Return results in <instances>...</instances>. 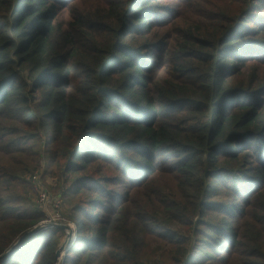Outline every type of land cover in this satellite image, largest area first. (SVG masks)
I'll return each mask as SVG.
<instances>
[{
	"label": "trees",
	"instance_id": "16d2710c",
	"mask_svg": "<svg viewBox=\"0 0 264 264\" xmlns=\"http://www.w3.org/2000/svg\"><path fill=\"white\" fill-rule=\"evenodd\" d=\"M76 1L0 0V256L43 220L6 195L18 174L44 161L61 177L75 175L65 192L77 199L75 240L63 264H199L231 246L264 264V26H251L256 1L181 0L178 18L190 15V27L157 61L149 53L162 48L152 43L159 34L145 29L163 16L151 0H102L94 14L71 10L60 24L59 10ZM203 6L228 14L211 19ZM39 135L46 150L25 144ZM161 153L172 162H160ZM99 162L106 166L91 175ZM96 176L98 190L88 187ZM127 181L137 197L113 208L109 187ZM95 209L102 213H88ZM64 238L43 230L0 264H56Z\"/></svg>",
	"mask_w": 264,
	"mask_h": 264
},
{
	"label": "rangeland",
	"instance_id": "374dc122",
	"mask_svg": "<svg viewBox=\"0 0 264 264\" xmlns=\"http://www.w3.org/2000/svg\"><path fill=\"white\" fill-rule=\"evenodd\" d=\"M102 0H80L76 1L73 6L70 8V10H63L60 9L58 12L59 18L58 22L61 24L64 19L67 18L68 12L69 11H75V13L80 12L83 8L87 9L90 14H94L96 12V4L97 2H100ZM110 3H114V0H108ZM154 5L159 7V13L156 16L162 17L160 19H153L151 22L149 28H146L145 30H155L159 34V38H157L154 42L152 41L153 44L156 45H161L162 48L160 49H155L153 51H150V60L157 61L158 59H161L165 50H167V43L171 42L174 38L177 37L179 32H182L183 30H187L190 27V15H187L183 13L182 10V16L180 19L178 18L179 16V11L181 7V0H151ZM256 1V7L254 9H250L253 11L254 18H250V21L254 23V25H251L252 27H257V26H264V0H253ZM193 1L186 2L187 8H191L193 5ZM183 7V6H182ZM59 8V7H58ZM204 10L209 13V16L211 19H217L218 16L223 15V14H228L229 11V4L227 5L228 11L227 12H220L214 9H211L209 7L203 6ZM166 12V13H164ZM164 14V15H163ZM184 20H187L186 22ZM164 26V27H163ZM154 27V29H152ZM264 28V27H262ZM174 38L170 40V38ZM150 38V37H149ZM166 38V39H165ZM166 40V41H164ZM170 40V41H169ZM164 43V44H163ZM157 45V46H158ZM157 48V47H156ZM163 50L162 54L159 55L160 50ZM264 50V49H263ZM260 58L263 59V61L259 64V68L264 69V52L259 55ZM149 61V60H148ZM148 65L150 64L147 63ZM27 136L29 134H36L34 131L26 130L25 131ZM47 139L46 135H39L38 139H33V142L29 143V138H27L25 144L31 145V144H39L38 147L39 149H45L46 145L42 144V141H45ZM28 145V146H29ZM43 149V150H44ZM46 150V149H45ZM160 162H166L167 164L171 163L172 160L170 158V155H167L166 153H161L159 156ZM106 166V164L99 162L96 163L92 167V172L90 173L91 175H97L99 173H95L99 171L101 168ZM51 172H56L55 176H52L50 174ZM160 176H166L164 171H160ZM37 176L39 177V183L43 187V189L47 192V194L50 196L51 199H56L60 198L62 202V208H61V214L66 218L68 221L72 222L73 220L71 218V206L76 204V200L72 196H67L65 195L66 190V182H68L70 179L72 180L75 175H71L70 177H61L60 172L54 171L53 169H47L46 168V163L44 161H41L39 163V168L36 171L33 172H23L21 174H18V179L16 183L13 185L14 187L10 190L8 195H6V199L10 200L13 202V206L17 207V210H22V211H27V212H36L39 213L43 216V220L38 223V225H42L44 221H47L51 218V208L49 206L45 208H38L36 205L37 201V192L34 186V177ZM109 176H119L120 174L117 173L116 171H111L109 173ZM45 177H48L50 179L56 180L57 184L55 188L52 186H49V184L45 181ZM161 179V177H160ZM160 179L158 180L160 182ZM95 182L90 184L88 187L93 188L94 190H98L97 184L100 183V177L96 176L94 177ZM127 187L123 188V186H111L109 187V190L112 192H115L114 194H117V202L114 203L113 208H118L119 205L124 202L128 201L129 198H135L137 197L138 190H136L135 186H131L129 181H127ZM139 193H142L144 195H151L149 191L142 190ZM153 195V194H152ZM66 197V199H64ZM238 199V198H237ZM19 200H21V203H19ZM232 198H229L226 200L227 202H230ZM238 204L240 203L239 200H235ZM65 209V211H64ZM100 212V209H95L94 211H88V213H94V212ZM80 217L82 218V215L80 214ZM147 228V227H146ZM50 229V228H49ZM199 230H202L201 228ZM162 232V231H160ZM161 236H164L161 239H168L171 238L172 235L169 233L162 232L160 233ZM202 238V237H200ZM65 238L63 239L64 242ZM157 240V239H156ZM159 241V240H158ZM157 241V246L158 248H164L165 246ZM72 246V245H71ZM156 245L151 244L150 248L147 252V254H151L150 250H155ZM169 250V249H166ZM242 251L241 246H231L226 249H222L221 251H218L216 253H211V257H208L206 259H201L198 258L197 260L199 261V264H247L245 262H249V264H253V260L251 259H246L242 254L240 253ZM168 253V251H167ZM64 256V255H63ZM74 258V257H73ZM159 257H154L153 262L154 264H159ZM197 261V262H198ZM58 264H63L62 259L60 260V263ZM170 264V263H167ZM196 264V263H195Z\"/></svg>",
	"mask_w": 264,
	"mask_h": 264
},
{
	"label": "built area",
	"instance_id": "2783aa9c",
	"mask_svg": "<svg viewBox=\"0 0 264 264\" xmlns=\"http://www.w3.org/2000/svg\"><path fill=\"white\" fill-rule=\"evenodd\" d=\"M38 177L35 176L34 179V186L37 192V201L36 205L38 208H45L49 206L51 208V218L47 221H44L43 224H56V225H63L67 226L68 230L63 231L65 233V238L67 235L72 236L71 243L67 246V249L71 247L72 243L75 240V232H76V226L73 222L68 221L64 216L61 214V208H62V202L60 198L51 199L50 196L47 194V192L43 189V187L40 185ZM60 263V260L59 262ZM57 263V264H58Z\"/></svg>",
	"mask_w": 264,
	"mask_h": 264
},
{
	"label": "water",
	"instance_id": "95a60500",
	"mask_svg": "<svg viewBox=\"0 0 264 264\" xmlns=\"http://www.w3.org/2000/svg\"><path fill=\"white\" fill-rule=\"evenodd\" d=\"M49 228H57V229H60L62 231L68 230V227L67 226H63V225H56V224L36 225L31 230H29L26 233H24L8 251H6L4 254H2L0 256V262L2 260H4L24 240H26L27 238H29V237H31V236H33V235H35V234H37V233H39V232H41L43 230L49 229ZM71 241H72V236L69 234L65 238L64 242H62V244L60 245V247L57 249V251L55 253L56 264L59 262V260L62 259L65 251L67 250V246L71 243Z\"/></svg>",
	"mask_w": 264,
	"mask_h": 264
},
{
	"label": "crops",
	"instance_id": "0c3cea01",
	"mask_svg": "<svg viewBox=\"0 0 264 264\" xmlns=\"http://www.w3.org/2000/svg\"><path fill=\"white\" fill-rule=\"evenodd\" d=\"M38 180L40 179L39 177L37 178ZM45 181L49 184V186H52L53 188H55L56 184H57V181L56 180H53V179H50L48 177H45ZM65 211V209H64ZM62 244V243H61ZM60 247V246H59Z\"/></svg>",
	"mask_w": 264,
	"mask_h": 264
}]
</instances>
